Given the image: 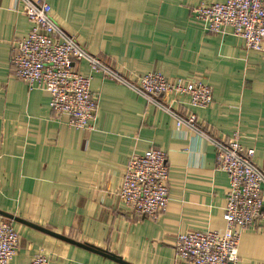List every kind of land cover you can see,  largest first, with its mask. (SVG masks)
Segmentation results:
<instances>
[{"label": "crops", "instance_id": "obj_1", "mask_svg": "<svg viewBox=\"0 0 264 264\" xmlns=\"http://www.w3.org/2000/svg\"><path fill=\"white\" fill-rule=\"evenodd\" d=\"M200 1L46 0L56 25L128 80L159 72L210 86L213 104L187 110L219 140L238 133L241 146L254 150L253 163L263 166L264 53L246 51L230 30L205 31L191 14ZM29 31L21 3L0 0V211L129 264H186L174 261L178 234L225 229L229 182L216 170L214 148L100 74H91L98 103L92 130L69 127L67 117L50 111L48 93L30 91L14 76L12 46ZM73 68L90 75L85 62ZM150 148L165 153L169 171L167 208L156 221L136 216L118 197L129 158ZM262 199L259 218L240 236V264H264V188ZM9 222L19 236L11 264L39 254L50 264H117Z\"/></svg>", "mask_w": 264, "mask_h": 264}, {"label": "built area", "instance_id": "obj_2", "mask_svg": "<svg viewBox=\"0 0 264 264\" xmlns=\"http://www.w3.org/2000/svg\"><path fill=\"white\" fill-rule=\"evenodd\" d=\"M30 24L28 34L13 43L10 63L14 76L30 91L49 94V108L56 118L67 117L69 127L92 130L98 103L91 95V74L120 84L175 121L177 129L203 137L215 152L216 170L223 172L229 189L223 209V233L193 231L176 236L175 263L240 264L238 244L242 232L253 226L263 205L264 165L253 163V149H244L235 133L219 140L206 133L188 108L206 109L213 104L210 86L192 78L167 79L149 72L136 82L118 73L109 64L87 52L76 39L63 31L51 18L46 0H15ZM192 17L205 31L224 34L230 30L239 37L246 51L264 53V0H201L191 9ZM85 62L90 75L74 70ZM171 100H167L170 99ZM185 100V102L182 101ZM167 100V101H166ZM177 105V108L174 107ZM166 155L157 148L132 155L125 167L118 191L119 200L136 216L156 221L166 211L169 191ZM19 248V236L11 222L0 219V264H11ZM28 264H50L42 254Z\"/></svg>", "mask_w": 264, "mask_h": 264}, {"label": "water", "instance_id": "obj_3", "mask_svg": "<svg viewBox=\"0 0 264 264\" xmlns=\"http://www.w3.org/2000/svg\"><path fill=\"white\" fill-rule=\"evenodd\" d=\"M0 217L6 219L8 221L17 222V223H20V224H23V225L32 227V228L37 229V230H39V231H41L43 233H47V234H49V235H51V236H53V237H55L57 239H60L62 241H66L68 243H71V244H74L76 246H79V247H81L83 249H86L88 251H91L93 253H96V254H98L100 256H103V257H105V258H107V259H109L111 261L116 262L117 264H129V263L123 261L120 257H118V256H116L114 254H111V253L106 252V251H101V250L96 249L95 247H92V246L87 245V244L76 243V242H74V241H72L70 239H67V238H65V237H63L61 235L55 234V233H53L51 231H48V230H46L44 228H40V227H37V226H35L33 224L27 223V222H25V221H23V220H21L19 218H16V217H14L12 215H9L8 213H5V212L0 211Z\"/></svg>", "mask_w": 264, "mask_h": 264}]
</instances>
